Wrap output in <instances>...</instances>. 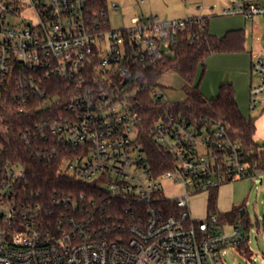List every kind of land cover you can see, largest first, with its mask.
I'll return each mask as SVG.
<instances>
[{
	"label": "built area",
	"instance_id": "built-area-1",
	"mask_svg": "<svg viewBox=\"0 0 264 264\" xmlns=\"http://www.w3.org/2000/svg\"><path fill=\"white\" fill-rule=\"evenodd\" d=\"M24 7L36 21H15ZM224 13L264 18V0H232ZM203 19L135 17L110 29L105 10H91L87 0H0V95L39 111L24 137L58 139L62 172L122 204L104 214L97 196L81 192L55 194L45 207L25 168L0 155V264H226L224 250L248 240L215 214L194 218L190 199L239 178L264 182V148L252 155L224 125L197 127L168 111L147 130L135 107L136 63L162 56ZM252 68L255 109L264 59ZM57 78L66 80L61 91ZM166 180L183 194L167 195Z\"/></svg>",
	"mask_w": 264,
	"mask_h": 264
},
{
	"label": "trees",
	"instance_id": "trees-1",
	"mask_svg": "<svg viewBox=\"0 0 264 264\" xmlns=\"http://www.w3.org/2000/svg\"><path fill=\"white\" fill-rule=\"evenodd\" d=\"M93 11L105 10L108 16L106 0H87ZM208 20L196 22L178 34L176 42L171 44L160 57L148 61H138L136 70L140 73L135 79L139 86L135 94V107L143 117V125L148 130L159 114L168 111L184 117L191 124L219 125L226 127L232 139L239 141L246 152L256 155L258 144L254 140L255 125L241 112L234 96L232 83H222L218 93L206 96L198 81L199 71L204 67L207 56L214 52L240 51L245 49L246 34L244 29L227 31L223 36L210 32ZM168 71L181 74L187 81L184 102H173L167 96L165 86L160 83L161 77ZM204 73V69H203ZM202 73V74H203ZM56 90L61 91L66 84L64 79H55ZM163 90L166 97L159 101L152 92ZM34 108H19L11 102L8 95H0V149L3 160L18 163L26 170L29 189L40 192L38 200L45 206L52 205V196L71 194L78 196L84 192L87 197L97 196L104 214L121 211L122 204L116 200L102 198V194L91 184L84 183L63 173L60 168L62 145L54 137H24V132L35 130V123L40 117ZM251 155V156H252ZM218 188L210 191L208 201L209 214H215L220 223H249L246 212L241 214L242 207L229 212L217 209ZM247 241L237 244L248 254Z\"/></svg>",
	"mask_w": 264,
	"mask_h": 264
},
{
	"label": "rangeland",
	"instance_id": "rangeland-1",
	"mask_svg": "<svg viewBox=\"0 0 264 264\" xmlns=\"http://www.w3.org/2000/svg\"><path fill=\"white\" fill-rule=\"evenodd\" d=\"M232 0H106L110 29H122L132 24L135 17L151 18L155 22L193 17L206 18L209 30L223 36L234 28H244L246 33L245 49L240 51L214 52L207 56L204 67L199 71L198 81L203 93L214 96L222 83H232L237 104L248 119L255 125L254 140L258 147L264 148V93L259 96V104L252 109L251 85L259 80V74L252 71L253 62L264 59V43L260 37L264 33V18H246L242 14H225ZM118 5V8L114 6ZM34 9L24 7L21 16L15 20L20 25L36 21ZM204 69V73H203ZM203 73V74H202ZM167 96L173 102L186 99V79L175 71L166 72L160 79ZM165 192L169 196L183 194L179 185L166 180ZM209 191L194 194L190 199L192 216L204 219L209 212ZM242 207L246 210L249 223L238 221L245 232L248 254L237 245L228 246L223 252L226 264H264V182L258 177H244L228 181L219 186L217 209L229 212ZM235 223L225 225V230H233Z\"/></svg>",
	"mask_w": 264,
	"mask_h": 264
},
{
	"label": "crops",
	"instance_id": "crops-1",
	"mask_svg": "<svg viewBox=\"0 0 264 264\" xmlns=\"http://www.w3.org/2000/svg\"><path fill=\"white\" fill-rule=\"evenodd\" d=\"M234 29H244V28H232V29H230V30H234ZM245 30V29H244ZM211 32V31H210ZM212 33V32H211ZM214 34V33H213ZM246 34V33H245ZM264 34V33H263ZM216 35V34H215ZM260 39H262L263 40V35L260 37ZM263 43H264V40H263ZM253 65V64H252ZM252 71H254L253 70V68H252ZM258 83V82H257ZM256 84V83H255ZM252 86V85H251ZM202 89V88H201ZM203 91V90H202Z\"/></svg>",
	"mask_w": 264,
	"mask_h": 264
},
{
	"label": "water",
	"instance_id": "water-1",
	"mask_svg": "<svg viewBox=\"0 0 264 264\" xmlns=\"http://www.w3.org/2000/svg\"><path fill=\"white\" fill-rule=\"evenodd\" d=\"M245 212H246L245 209H242V210H241V214H244Z\"/></svg>",
	"mask_w": 264,
	"mask_h": 264
}]
</instances>
